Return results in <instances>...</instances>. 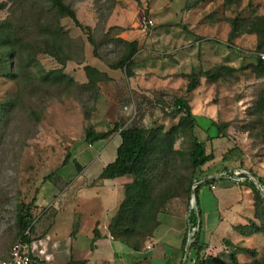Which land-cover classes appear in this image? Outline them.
I'll return each instance as SVG.
<instances>
[{"label": "rangeland", "instance_id": "1", "mask_svg": "<svg viewBox=\"0 0 264 264\" xmlns=\"http://www.w3.org/2000/svg\"><path fill=\"white\" fill-rule=\"evenodd\" d=\"M65 2L75 10L82 27L62 15L50 0H0V21L9 20L13 26L11 38L16 48L13 65L17 71L16 79L0 76V264L9 257L16 242L24 241L23 234L30 239L37 236L36 224L49 221L53 212L62 208L60 204L55 208L54 202L78 183L80 176L87 174L92 162L97 163L93 170L105 162L102 151L114 150L116 157L114 139L98 141L90 147L85 138L88 127L105 131L118 123L122 127L138 125L150 129L162 123L167 131L180 121L179 116L173 115L171 98L132 100L127 90L117 84L128 80L123 71L117 80L87 84L86 65L110 71L109 64L122 58L125 47L117 44L116 38L123 33L129 39L135 35L143 43L141 49L146 50L148 59L140 63H146L153 87L160 82V65L165 63L169 51L172 58L167 64L177 67L178 62L185 71L200 73L202 69L226 65L217 82L201 77V85L192 98L200 107L220 105L221 113L230 115L216 118L219 123H228L225 136L216 137L218 129L214 130L217 131L214 137L206 136L203 129L212 123L201 118L198 119L203 126L201 130L195 128V133L187 127L180 130L173 151L159 160L153 198L146 206L148 214L137 224L147 235L141 232L131 239L144 241V249L161 225L186 228L192 209L198 212L197 198H193L192 192L198 182L190 188V178L196 176L205 183L198 193L204 219L205 210L214 207L212 191L220 184L214 188L215 183L206 181L234 177L238 181H228L226 186L241 190L239 210L230 222L226 221L225 213L234 207L222 209L217 216L210 215L216 222L207 218L201 231V241L206 246L197 256L203 257L207 264H218L215 258L232 264L233 254L241 263L256 259L264 264V234L244 235L237 230L238 225L259 224L258 213L264 205L262 193L263 203L244 184L245 175L254 179L251 169L264 182V113L255 108L264 87V77L256 76L254 69L259 58L258 35L243 32L230 37L233 19L247 25L257 17H264V0ZM149 20L153 24L145 28ZM166 35L178 36V49L165 47ZM193 48L197 49L194 56L206 57L209 63L206 67L191 63ZM215 50L226 59L218 62L209 58V53ZM62 74L66 78L57 77ZM182 91L185 92V86ZM231 107L229 114L225 113ZM193 136L204 141L207 151L215 154L213 161L197 170L190 162ZM93 172L90 173L96 174ZM125 177L129 182L134 180V175ZM255 180L259 181L256 177ZM79 181L75 193L92 190L90 186L85 188L90 179ZM205 200L206 208L202 205ZM161 204H165L162 209ZM21 213L30 216L31 225L27 229L19 222ZM221 217L225 218L224 226ZM197 229L189 227L188 237L194 239ZM183 260L180 250L174 264ZM186 264H195V260Z\"/></svg>", "mask_w": 264, "mask_h": 264}, {"label": "crops", "instance_id": "2", "mask_svg": "<svg viewBox=\"0 0 264 264\" xmlns=\"http://www.w3.org/2000/svg\"><path fill=\"white\" fill-rule=\"evenodd\" d=\"M122 38L132 41L138 40L134 35L131 39L127 38L128 34L123 33ZM140 49L134 58L133 75L128 77V80H122L121 83H117L121 88L127 90V95L134 101L136 100H148L149 97L156 99H173V103L177 98L189 97L190 104H192V112L197 119V129H202L203 126L199 125L198 119L209 120L212 126L205 127L204 134L207 136H215L217 134V127L213 122L218 123L216 119L220 116L229 117L230 115L222 114L220 111V105H197L196 101L193 102L194 93L200 87V85L192 92H186L187 79L184 75L194 72L192 69L182 70V65L176 62L177 67H172L167 64V61L171 60V51L165 54V63L160 65V82L156 87H153L149 73L145 67L146 63H140L148 59L145 49H141L140 40H138ZM178 36L166 35L163 44L178 49L180 46L178 43ZM196 48H193L192 61L197 65H208L206 57H200L199 54L194 56ZM174 53V52H173ZM180 54V52L178 53ZM209 58H214L220 62L225 60L224 54L219 56L218 52L211 51ZM184 64L183 62H181ZM231 64V63H230ZM233 64V63H232ZM210 69V68H209ZM106 72L113 80H117L118 76H122L121 69H111L107 71L105 69H99ZM208 70V69H204ZM203 71V69H202ZM124 72V71H123ZM125 73V72H124ZM121 77H119L120 79ZM206 79V78H205ZM185 86V92L182 88ZM156 89V90H155ZM193 102V103H192ZM232 110L228 109L225 113ZM229 114V113H228ZM201 126V127H200ZM200 129V130H201ZM198 133V131H197ZM110 139H114L117 148L121 143V136L119 133L114 134ZM110 139L100 140L106 141ZM200 139V138H199ZM201 140V139H200ZM202 141V140H201ZM114 150L102 151V157L105 162H102L100 166L93 170L96 166V160L92 162L87 168V174H83L79 179H87L90 183L85 185V188H92L86 191L75 193L74 188L80 182L72 184L62 197H58L54 202V207L58 208L61 205V209L55 210L50 216L49 221L41 220L36 224L35 230L38 233L35 238L29 243L30 251L35 258V264H174L176 260V254L178 251H182L183 239L188 229L180 226L179 228L170 225H161L153 237L147 243V246L142 250H133L124 242L115 239L108 230V225L111 217L116 211L119 203L124 199V185L129 182L125 176L115 179H100L99 175L103 168L110 162L114 161ZM94 171L92 174L90 172ZM89 178V179H88ZM97 179L102 180L99 182ZM96 181V182H95ZM233 181L229 177H220L214 184L219 186L215 188L213 193L214 200L211 203L214 207L207 208L204 212L203 224L211 222L210 215L217 216L218 213L222 214V209H230L227 211L226 221L229 222L236 216V210H239V191L234 187L226 186V182ZM92 185V183H94ZM234 182V181H233ZM97 184V185H96ZM224 186H222V185ZM95 185V186H94ZM212 185V184H211ZM245 191V190H244ZM246 192V191H245ZM200 200V199H199ZM60 201V203H59ZM201 205V201H200ZM202 205H208V201H202ZM236 207V208H235ZM203 213V212H202ZM211 217V216H210ZM208 218V220H207ZM221 225L226 223L225 218L221 217ZM210 224V223H209ZM173 248V250H172Z\"/></svg>", "mask_w": 264, "mask_h": 264}, {"label": "trees", "instance_id": "3", "mask_svg": "<svg viewBox=\"0 0 264 264\" xmlns=\"http://www.w3.org/2000/svg\"><path fill=\"white\" fill-rule=\"evenodd\" d=\"M50 2L52 6L62 15L71 18L77 26L82 27L75 10L68 5L65 0H50ZM12 28L13 26L11 21H0V76L16 79L17 71L13 65L16 56V48L11 38ZM85 28L88 29V27ZM243 32L256 33L258 35V55L259 53L264 52V17H257L254 21L247 23V25L239 19H233L230 37L232 38ZM116 42L117 44L124 45L125 52L119 61L116 63H110L109 67L111 69H121L128 77H130L133 75L134 58L140 49L139 42L138 40L129 41L122 37H117ZM224 66L226 65L219 66V68L203 70L200 73L192 72L184 75L187 79L186 92L188 94L192 93L200 85L201 77L212 82H217L223 77L222 70L225 68ZM254 69L257 72L256 76L264 77V60H262L260 56ZM85 70L88 78V85H96L99 81L112 79L106 72L91 65H86ZM48 76L49 74L45 76L46 79L49 78ZM57 77H61L62 79L66 78L64 74ZM69 80L72 81V79ZM188 98L189 97H180L175 100L173 115L179 116L180 121L167 131H165L162 123L155 124L150 129H145L144 127L138 125L122 127L120 124L115 123L111 129L105 131H96L94 128L88 127L85 132L86 141L92 145L100 140L110 139L116 133H119L121 136V143L117 148L115 160L108 163L103 168L99 178L115 179L127 175H134V180L126 184L124 199L109 225V232L111 235L115 239L124 242L133 250H142L145 244L144 241H133L131 237L141 232L142 234L147 235V231L139 229L137 224L144 217V215L148 214L146 206L153 198V183L160 170L159 160L161 157L167 158L173 151L174 140L177 138L180 130L187 127L191 133H195L197 119L192 112V106ZM255 108L260 113H264V87L258 96ZM213 124L218 129L216 137L225 136L224 132L228 127V123L213 122ZM214 159V152L207 151L205 142L201 141L198 137L193 136L192 150L190 153L192 168L194 170L201 169ZM249 172L254 177L258 178L260 184L264 186V182L260 178V175L254 172L253 169L249 170ZM200 180L201 178H197L196 176L190 178V188ZM217 181L218 179L213 178L211 180H207L206 184L216 183ZM203 184H200L195 188L197 195V208L200 215L192 209L188 219V229L184 236L182 246V255L184 256L185 247L189 239V227L198 228L193 237L194 240L190 244L189 254L186 261L195 260V264H207L203 257L197 256L200 250L206 246L201 241L203 213L198 197L199 190ZM244 184L249 187L258 197V200L263 203L260 190L248 175H245ZM164 206L165 204H161L159 208L162 209ZM156 211H159L158 207ZM258 214L260 219L259 224L253 223L251 225H238L237 230L244 235H249L251 233L264 234V205H262L261 212ZM19 222L23 229L29 228L31 225L30 216L28 217V215H23L21 213L19 216ZM157 226L158 224H156L154 228ZM22 238L28 244L32 241V239L28 238L26 234H23ZM215 261L218 264H227L219 258H215ZM231 262L232 264H261L256 259L251 262L241 263L234 254L231 255ZM84 263L85 262H81L79 264Z\"/></svg>", "mask_w": 264, "mask_h": 264}, {"label": "built area", "instance_id": "4", "mask_svg": "<svg viewBox=\"0 0 264 264\" xmlns=\"http://www.w3.org/2000/svg\"><path fill=\"white\" fill-rule=\"evenodd\" d=\"M152 24L153 22L149 20L145 28ZM259 56L264 60V52L259 53ZM91 146L92 144H90ZM230 178L235 182L238 181L237 178ZM35 262L36 260L30 251L29 244L24 241H18L12 246L8 259L2 261L1 264H35Z\"/></svg>", "mask_w": 264, "mask_h": 264}, {"label": "water", "instance_id": "5", "mask_svg": "<svg viewBox=\"0 0 264 264\" xmlns=\"http://www.w3.org/2000/svg\"><path fill=\"white\" fill-rule=\"evenodd\" d=\"M251 177L254 178L253 181L255 182V184L257 185L258 189L260 190V192L262 193L263 197H264V188L262 187V185L260 184V182L258 180H255V177L251 174ZM210 180V179H208ZM204 181H200L198 182L194 187H193V198L196 199L197 198V195H196V191H195V188L197 186H199L200 184H202ZM198 215H200V212L198 211ZM194 239L191 238V236H189V239H188V242H187V245H186V248H185V255H184V260L182 262V264H186V261H187V257H188V254H189V247H190V244L191 242L193 241Z\"/></svg>", "mask_w": 264, "mask_h": 264}]
</instances>
